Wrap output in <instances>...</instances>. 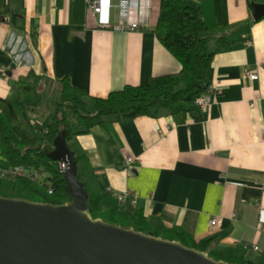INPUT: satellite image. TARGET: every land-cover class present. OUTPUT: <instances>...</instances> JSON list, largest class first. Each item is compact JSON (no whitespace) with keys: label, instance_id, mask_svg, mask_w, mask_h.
<instances>
[{"label":"crops","instance_id":"0c3cea01","mask_svg":"<svg viewBox=\"0 0 264 264\" xmlns=\"http://www.w3.org/2000/svg\"><path fill=\"white\" fill-rule=\"evenodd\" d=\"M159 1L139 0L140 26L131 30L96 26L86 0H0V112L8 113L14 134L41 136L63 78L105 97L178 74L179 61L154 31ZM193 1L217 49L209 104L193 114L108 116L76 135L85 156L77 167L90 192L105 194L104 208L129 224L141 214L154 227L183 229L210 256L255 263L264 257V15L254 19L251 3L264 0ZM111 22L118 23L114 9ZM254 69L258 78L250 79L246 72ZM23 88L40 94L35 107L25 104ZM9 166L0 153V168ZM107 187L136 202H117Z\"/></svg>","mask_w":264,"mask_h":264},{"label":"trees","instance_id":"16d2710c","mask_svg":"<svg viewBox=\"0 0 264 264\" xmlns=\"http://www.w3.org/2000/svg\"><path fill=\"white\" fill-rule=\"evenodd\" d=\"M159 41L179 61L178 74L152 77L148 83L125 85L109 92L105 97H91L71 86L68 79L59 81L60 88L50 97L51 109L38 127L40 137L19 138L12 130V121L6 111L0 112V153L10 166L21 165L39 173L37 180L29 176L14 180L0 178V194L23 199L37 198V202L59 206L72 201L63 172L57 161L47 152L53 147L54 138L65 132V140L74 153L76 163L84 154L76 144V135L86 133L95 125H104L105 118H133L139 115L162 116L193 114L197 107L195 96L203 93L208 84L211 60L217 49L211 47L208 27L201 16L199 5L193 0H160L159 14L154 27ZM30 87V86H28ZM31 88V87H30ZM27 107H35L40 94L22 90ZM79 126V130H74ZM43 131V132H41ZM42 140L50 145L46 147ZM77 178L88 194V210L93 218L119 223L115 210L104 208V193H92L82 180L77 167ZM49 190L51 192H49ZM12 193V194H11ZM136 230L179 241L187 246L204 251L203 246L193 241L181 228L165 229L152 226L141 214L133 215L129 224ZM210 256V255H209ZM235 264H264V257L257 262L233 258L228 254L211 256Z\"/></svg>","mask_w":264,"mask_h":264},{"label":"water","instance_id":"95a60500","mask_svg":"<svg viewBox=\"0 0 264 264\" xmlns=\"http://www.w3.org/2000/svg\"><path fill=\"white\" fill-rule=\"evenodd\" d=\"M254 19L264 3H251ZM63 161L72 201L59 206L0 194V264H235L179 241L93 218L61 131L47 152Z\"/></svg>","mask_w":264,"mask_h":264},{"label":"built area","instance_id":"2783aa9c","mask_svg":"<svg viewBox=\"0 0 264 264\" xmlns=\"http://www.w3.org/2000/svg\"><path fill=\"white\" fill-rule=\"evenodd\" d=\"M87 8L89 9L90 13L92 14L96 26L102 28H125V29H137L140 26V23L135 18V13H137L138 9L140 8L139 0H117L113 2L112 0H86ZM112 9L116 10L118 16V23L113 25L111 22V13ZM264 66L258 65L259 67ZM246 75L250 79L258 78V69L249 70L246 72ZM217 89L213 86H207L206 90L195 96L194 104L199 110H203L211 101L212 94ZM43 132V131H41ZM133 161V157H127L126 162L130 163ZM57 167L64 172L66 169V163L63 161H57ZM21 176H29L31 179L37 180L39 178V173L36 171H29L28 169L22 167L21 165L9 166L6 168H0V178L5 180H14L17 177ZM106 190L110 192L117 202L123 203L128 198L130 201L135 203L136 196L129 193V192H117L112 190L111 188L107 187ZM49 192H51L49 190ZM217 223L215 218H211L209 220V225H215ZM244 248H251L253 250H257V245L255 244H244Z\"/></svg>","mask_w":264,"mask_h":264},{"label":"rangeland","instance_id":"374dc122","mask_svg":"<svg viewBox=\"0 0 264 264\" xmlns=\"http://www.w3.org/2000/svg\"><path fill=\"white\" fill-rule=\"evenodd\" d=\"M12 194V193H11ZM17 198V197H16ZM19 198V197H18ZM23 199H26V200H30V201H38V199L37 198H27V197H23ZM119 223V225H122V226H124V227H129L130 225H128L129 223L127 222V220L126 219H119V221H118Z\"/></svg>","mask_w":264,"mask_h":264}]
</instances>
